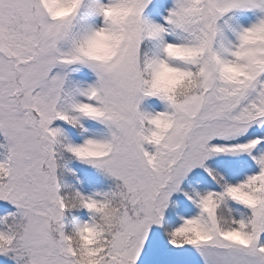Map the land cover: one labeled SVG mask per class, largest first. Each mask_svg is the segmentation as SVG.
<instances>
[{
	"label": "snow or ice",
	"instance_id": "6c2138e0",
	"mask_svg": "<svg viewBox=\"0 0 264 264\" xmlns=\"http://www.w3.org/2000/svg\"><path fill=\"white\" fill-rule=\"evenodd\" d=\"M0 149V264H264V0H0Z\"/></svg>",
	"mask_w": 264,
	"mask_h": 264
},
{
	"label": "rangeland",
	"instance_id": "374dc122",
	"mask_svg": "<svg viewBox=\"0 0 264 264\" xmlns=\"http://www.w3.org/2000/svg\"><path fill=\"white\" fill-rule=\"evenodd\" d=\"M2 153L3 149H0V155H2ZM69 167L76 169L78 175L84 179L85 190H89L92 187H103L106 186L107 183H110L95 173H86L84 170L81 169V166L76 163L69 164ZM62 184L67 186L65 190H70L72 186L80 187L79 184H76L75 179L71 175H66L62 179Z\"/></svg>",
	"mask_w": 264,
	"mask_h": 264
}]
</instances>
